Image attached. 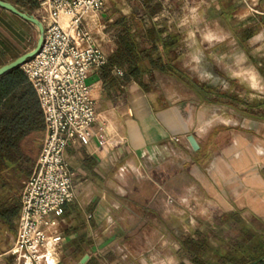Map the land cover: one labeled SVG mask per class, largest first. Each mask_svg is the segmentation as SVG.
I'll list each match as a JSON object with an SVG mask.
<instances>
[{"label": "crops", "instance_id": "0c3cea01", "mask_svg": "<svg viewBox=\"0 0 264 264\" xmlns=\"http://www.w3.org/2000/svg\"><path fill=\"white\" fill-rule=\"evenodd\" d=\"M187 4L207 8L210 16L201 10L200 30L186 32L180 45L169 49L174 55V68L187 70L180 66L181 59L200 40H232L239 46L232 51L234 57H240L242 41H250L252 45L260 42V46L252 49V56L254 62L255 57H264V0H189ZM114 8L119 10L120 6ZM143 10L149 15L144 19L134 16L131 7L124 10L123 16L129 25L140 21L145 29L154 25L161 31L159 39L164 43L176 35L153 19L163 12L161 5L153 16L152 9ZM106 14L109 15L105 23L109 22L113 28L118 20L113 12ZM89 21H96L95 29L106 28L99 25L97 17ZM25 26L31 24L0 8V68L24 55L17 42ZM211 27L216 32H210ZM117 34L118 31L105 34L108 47H100L106 57L104 65L117 50ZM138 41L141 42L139 38ZM6 45L11 50L4 51ZM141 48L146 50L148 43ZM163 48L159 42L156 58ZM100 68L92 70L89 78L97 112L94 137L87 145L73 143L66 151L75 175L76 199L64 208L59 227L63 241L58 246L62 251L60 260L53 264H84L87 256L108 253L114 255L112 264H144L147 260L143 251L133 254L128 241L136 234L143 245L145 231L152 232L150 248L173 250L165 259L160 254L153 255V262L192 264L191 256L174 236L176 220L166 225L160 223L161 209L126 208L127 223L116 222V211L120 208L117 201L124 192L122 185L134 175L160 190L168 189L174 199L195 203L182 213L190 215L188 223L180 225L188 236L191 234L196 240L198 233L206 234L214 250L232 253L238 260L248 257L252 263H264V122L243 114L241 105L238 109L226 106L217 98V89L205 95L198 89L201 87L198 83H178L176 77L161 74L157 68L129 83H123V71L118 68L111 71L113 80L108 78L104 83ZM177 89L186 95L178 96ZM100 135L103 146L98 140ZM211 140H215L218 148L209 165L202 168L194 162L193 155L207 148ZM179 184L185 186L177 187ZM162 211L166 215L178 212ZM146 214L152 215L151 223L145 220ZM19 216L14 221L16 226ZM193 216H200L205 223L198 225ZM118 229L121 235L114 234ZM16 233L17 227L0 244V264L13 261L6 253L13 247ZM54 249L49 246L43 252L42 262L45 257L47 261L52 259ZM176 250L184 254L179 259Z\"/></svg>", "mask_w": 264, "mask_h": 264}, {"label": "built area", "instance_id": "2783aa9c", "mask_svg": "<svg viewBox=\"0 0 264 264\" xmlns=\"http://www.w3.org/2000/svg\"><path fill=\"white\" fill-rule=\"evenodd\" d=\"M37 1L44 41L21 68L38 96L45 133L35 169L24 183L15 242L6 253L11 264H41L48 246L55 248L63 241L59 227L64 207L76 199L66 151L94 137L97 112L89 78L106 63L88 22L108 0ZM98 140L103 146L102 135Z\"/></svg>", "mask_w": 264, "mask_h": 264}, {"label": "trees", "instance_id": "16d2710c", "mask_svg": "<svg viewBox=\"0 0 264 264\" xmlns=\"http://www.w3.org/2000/svg\"><path fill=\"white\" fill-rule=\"evenodd\" d=\"M10 2L18 9L34 14L39 8L37 0H3ZM159 8L154 9L153 16ZM117 28V50L110 57L107 65L100 68V77L106 83L111 71L118 68L123 71V83L139 81L144 75L157 68L161 74L171 75L179 81L186 82V74L174 68V55L170 48L180 45V36L170 37L164 43L160 38L161 31L153 25L145 29L144 23L128 24V19L121 17L113 25ZM138 38L141 42L138 41ZM162 42L163 52L156 58L158 44ZM148 43L146 50L142 44ZM4 51L11 50L6 45ZM187 83V82H186ZM205 94H212V90L198 87ZM238 109V104L230 100L227 104ZM264 109L260 105H245L241 110L246 116L264 122V112H255V109ZM45 131L43 111L38 96L29 82L22 68H17L0 77V244L9 234L16 232L15 220L21 212V196L24 183L31 176L38 151L42 148L41 136ZM217 143L211 140L207 148L194 153V162L205 168L211 162L217 150ZM65 208V207H64ZM182 248L191 256L192 264H264L252 263L248 257L238 260L232 253H222L211 248L206 234L198 233L197 239L185 237L180 240ZM114 255L89 257L84 264H112Z\"/></svg>", "mask_w": 264, "mask_h": 264}, {"label": "rangeland", "instance_id": "374dc122", "mask_svg": "<svg viewBox=\"0 0 264 264\" xmlns=\"http://www.w3.org/2000/svg\"><path fill=\"white\" fill-rule=\"evenodd\" d=\"M188 1L189 0H108L103 11L96 16L97 19H99V25L101 24L106 28L95 29L96 21H89L88 26L97 44L104 49L108 47V41L105 34L107 32L111 33L117 31V28L113 29L109 26V22L105 23V20L107 19L106 17L109 15L106 13L113 12L114 18L119 20L121 17H124V10H128L129 7H131L134 10V16L138 19H142L147 15L144 13V7L152 9L153 11L161 5L163 12L161 11L162 13L154 15L153 19H156L157 22L169 27L171 33H176L180 36V38H182L186 32H195L197 29L200 30L198 15L201 14V10H205V13H207V8L198 9L191 7L187 4ZM199 2H201V0H199ZM116 5L120 6L119 10L114 8ZM34 15L42 21L38 9L35 11ZM207 15L210 16L208 13ZM148 19L150 18L147 17V21ZM21 30L23 31V36H19L17 47L20 52L23 51L25 54L35 48L39 39V31L32 25L22 27ZM210 32H216L215 28L211 27ZM260 45V42L258 45H252V42L250 41H242L240 45V57H234L232 56V51L239 49V46L234 44V41L230 40L220 42L215 40L208 42L205 40V42H203L200 40L198 44H193L188 50L189 54L181 59L180 66L187 67V70L181 72L186 74V82L188 84L198 83L201 87L209 88L211 90L215 88L219 93L217 98L220 99L221 102H224L226 106H228L227 104L231 100L232 102L241 105V110H246L245 105L256 106L264 103V82L263 79H261V77L264 78V57H255L257 62H254L252 56V49ZM184 81L178 80V83H185ZM177 95L184 96L186 93L177 89ZM255 112L263 113L264 109L256 108ZM40 140L43 145L44 134L41 136ZM40 152L41 149L37 153L36 163ZM122 186L124 192H122L121 198L117 201V207H120L118 208L120 211H116L115 216V220L118 225L127 223V213L125 212L126 208H158L161 209L160 223L162 225L168 224L170 220H176L177 226H175L176 233L174 235L176 240L190 237L191 234L188 236V233H185L180 225H184L185 221L188 223L190 220L189 213H187L188 216L182 214L184 209L191 206L194 207L195 203L190 205L188 202H182L174 199V197L169 195L170 191L168 189H166V192L164 190H160L152 183H149L147 180H143L141 177H136L135 175L130 176L129 181ZM179 186L184 187L185 184L177 185V187ZM157 195L162 196H159V198ZM163 209L165 211L167 209H176L178 212L176 215L175 212H171L170 215H166V212L162 211ZM193 219L198 225L205 223L201 220L200 216H193ZM145 220L148 221V223H151L152 215L146 214ZM119 230L120 229L116 230L114 234L121 235L122 233L119 232ZM197 233L198 232H192V234ZM143 234V245L135 234L133 239L128 241V246L129 250L133 254H136L138 251H143V256H145V259L147 260L144 264H159L153 262V255L160 254L162 259H165L170 253L172 254L173 250L169 247L161 249L150 248L153 241L152 232L145 231ZM102 240H104V238H102ZM54 250L55 251L50 261H47L46 257L44 258V262H46V264H53L60 260L62 249L55 247ZM176 255L179 259L184 254L179 250H176ZM44 262H42V264H44ZM160 264L169 263L165 262Z\"/></svg>", "mask_w": 264, "mask_h": 264}, {"label": "water", "instance_id": "95a60500", "mask_svg": "<svg viewBox=\"0 0 264 264\" xmlns=\"http://www.w3.org/2000/svg\"><path fill=\"white\" fill-rule=\"evenodd\" d=\"M0 8L9 11L10 13L19 17L23 21L36 27L39 31V39L37 41L35 48L27 52L26 54L18 57L16 60L2 66L0 68V77H1L10 71H13L17 68H21L28 60L32 59L33 57H35V55H37L44 41V25L34 14H30L28 12L20 10L10 2L0 0Z\"/></svg>", "mask_w": 264, "mask_h": 264}, {"label": "bare ground", "instance_id": "6f19581e", "mask_svg": "<svg viewBox=\"0 0 264 264\" xmlns=\"http://www.w3.org/2000/svg\"><path fill=\"white\" fill-rule=\"evenodd\" d=\"M49 247V246H48Z\"/></svg>", "mask_w": 264, "mask_h": 264}]
</instances>
